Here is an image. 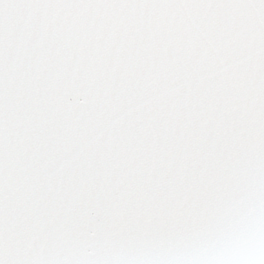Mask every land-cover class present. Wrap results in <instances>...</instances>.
I'll return each mask as SVG.
<instances>
[{
	"label": "snow or ice",
	"instance_id": "obj_1",
	"mask_svg": "<svg viewBox=\"0 0 264 264\" xmlns=\"http://www.w3.org/2000/svg\"><path fill=\"white\" fill-rule=\"evenodd\" d=\"M0 264H264V0H0Z\"/></svg>",
	"mask_w": 264,
	"mask_h": 264
}]
</instances>
